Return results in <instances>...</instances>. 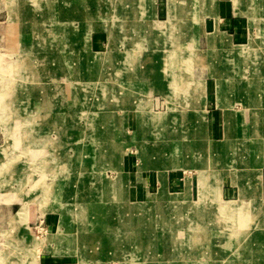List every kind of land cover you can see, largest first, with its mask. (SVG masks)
<instances>
[{
  "label": "rangeland",
  "instance_id": "obj_1",
  "mask_svg": "<svg viewBox=\"0 0 264 264\" xmlns=\"http://www.w3.org/2000/svg\"><path fill=\"white\" fill-rule=\"evenodd\" d=\"M119 1L95 0L97 12L82 14L74 0H0V105L9 102L0 108V192L20 202L11 228L26 225L28 206L60 218L46 234L35 224L3 231L0 264H37L50 246L67 255L58 264H264V82L252 77V49H231L249 64L250 78L244 71L233 83V72L222 84L214 73L218 90L230 84L244 97L235 105L247 115L243 133H227L224 144L251 149L242 148V159L233 151L229 161L228 146L197 145L205 108L187 101L201 92L199 81L187 79L191 58L202 62L197 23L214 14L216 0H169L166 19L143 26L132 16L121 24ZM255 1L234 0L236 13L253 23ZM140 8L141 19L151 18ZM84 21L91 30L82 41L107 28L108 46L78 44ZM209 42L207 56L216 45ZM253 42H264V29ZM144 54L151 72L147 60L130 58ZM185 114L195 119L196 135L180 134L190 129ZM257 156L256 164H241ZM179 167L172 172L188 177L185 192L161 185L166 168ZM249 172L250 183L242 180Z\"/></svg>",
  "mask_w": 264,
  "mask_h": 264
},
{
  "label": "crops",
  "instance_id": "obj_2",
  "mask_svg": "<svg viewBox=\"0 0 264 264\" xmlns=\"http://www.w3.org/2000/svg\"><path fill=\"white\" fill-rule=\"evenodd\" d=\"M75 7L80 10L82 14H92L96 13V5L95 0H74ZM151 0H120L117 5L115 6V11L121 13V24H124V16H127L128 18L132 16V19L135 20V23L137 25L147 23L148 21H163L167 17L168 12V3L169 0H153L152 4L150 3ZM99 4V2H98ZM97 4V6H98ZM144 5L149 9V15L151 18L148 20L141 19V13L140 8L141 5ZM253 5V4H252ZM251 5V6H252ZM151 8V9H150ZM252 13L254 14V22H250L248 15H242L236 13V6L234 4V0H216L215 3V11L214 14L211 16H206L203 18H200L199 22L197 23L199 25L200 31L197 34V51H201L202 53V62L199 63L198 61H194L193 57L191 60L193 61L192 66L190 67V74H188L190 79H192L194 82L199 81L201 92L199 95H193V96H187L189 99L187 101L190 104H193L195 102H200L204 104V119L201 122V133L202 135L198 136L196 135L197 132H195V127L197 126V123H195V119L190 116H187L185 114V119H189L190 121V129L189 131H184L180 134L187 136H190L189 134L196 135V141L198 142V146L203 145V147H214V146H222L224 144V140L226 138V134L230 133V138H232L234 135H240L242 132V128L239 125V122L246 117L247 115L242 116L240 113H238V106L235 107L236 104L240 103L242 106V101L244 100V97L239 94L238 92H233L228 88V81L226 82V86H223L224 89L218 90V80L216 79V75L218 74L219 78L222 80L223 84V76H227L228 74H231L234 72L233 76L231 77V80L234 82H242L244 79L242 78V73L244 74L245 78H250L249 75L251 74L250 68L247 69L249 71H246V68L250 65H254V72L252 74V77L254 80L260 85L264 82V42L258 46H254L253 39L257 37L259 34L260 29H264V0H257L255 1L252 8H250ZM125 13H130V15H124ZM152 14V16H151ZM16 16V15H15ZM9 18H12V16H9ZM162 18V19H160ZM85 25L82 27V30L79 33L78 38V44L83 47H91L93 49H98L100 46L106 45L110 43V35L108 33L107 28H105L103 34L94 33L92 35H89L87 37V40L82 41L83 34L88 32L87 30H91L89 24L91 21H84ZM157 23V22H156ZM153 25V24H152ZM123 29V38H127V31L125 30V27L121 26ZM89 34V33H88ZM214 38L216 45L214 46V49L212 51V55L207 56L205 54V51L209 49L210 42L209 38ZM151 40V39H150ZM143 41V40H142ZM140 43V42H139ZM155 46L159 45L158 43H154ZM139 45V44H138ZM137 45V46H138ZM235 46H247L249 49H252L251 52L255 56V59L253 62L248 61L242 62L241 60L237 59L235 54L231 52V49ZM204 53H203V52ZM125 56V55H124ZM123 56V57H124ZM135 57H130L134 60L143 59L142 61L148 60L151 58L150 55H133ZM156 59V56H154ZM158 58L161 59V55H158ZM146 62V63H147ZM229 64V66H228ZM151 63L148 62V71H152ZM147 69H137L134 74H146ZM131 74V72H128ZM208 94H211L212 99L209 101ZM224 99V101L221 104H227V107L231 108L229 111H225L222 106H219V98ZM198 98V99H195ZM195 99V100H194ZM221 99V100H222ZM220 100V101H221ZM209 103V104H208ZM210 103H212L210 105ZM128 104L126 103V106ZM125 106V107H126ZM192 111V110H191ZM190 111V112H191ZM189 114V113H188ZM184 115V114H183ZM189 117V118H188ZM128 128V126H126ZM125 128V129H126ZM137 127H135L136 129ZM133 131V130H132ZM128 132V131H127ZM131 132V131H130ZM251 132V131H250ZM233 141H230L232 143ZM206 143V144H205ZM225 143L223 146H228L226 148V151L229 152L230 155H227L225 158H227L229 161L230 158L232 159V152L238 151L237 154L243 158L244 155L241 154L242 148L246 150L245 145H226ZM263 147V144H258V150L260 151ZM232 148V149H231ZM232 150V151H231ZM208 151V150H207ZM252 153V152H251ZM258 151H256V154L252 156H256ZM214 153L212 151L207 152V156L211 157L214 156ZM216 156V155H215ZM229 156V158H228ZM258 157V156H257ZM256 157V158H257ZM252 159L247 162H242L241 164L247 163V166H251L252 164H256L260 159ZM230 166L231 163H227ZM128 167V165L126 164ZM131 167V165H130ZM262 168V175H261V190H260V198L264 201V166ZM123 169V168H122ZM179 168H166V176L163 177V181L161 185L163 186H172L177 189H182L183 192L186 191V181L185 179L179 177V173H174L172 170H179ZM170 171V172H169ZM190 178V194L193 193L192 188V178ZM242 180L247 182H252L254 180V176H252V172H249V174H246L243 176ZM255 180H258V175L255 176ZM196 182V180H195ZM248 189V188H247ZM245 190L247 192V196H251L253 192H251L250 189ZM253 191V190H252ZM182 193V192H179ZM177 193V194H179ZM254 194H252L253 196ZM11 194L9 193H1L0 192V234L3 233V231L7 230L12 235L17 234L20 231V227L23 229L30 230V226L32 224L37 223V220L39 217H44V225L48 229V231L53 232L54 229H56V225H60V218L57 220L56 216H52L51 214H41V211L35 208L34 212L29 209L28 206V217L26 225L24 226H17V228H11L12 227V221L14 217L16 216L18 209L20 207V202L10 198ZM59 221V222H58ZM50 235V234H47ZM52 236V235H50ZM52 244V243H50ZM49 244V246H50ZM58 250L57 248H53L50 246L49 252H41L38 256L39 260L37 264H58V261L63 260L68 261L66 259V253H56L54 251ZM54 252V253H53ZM63 264V263H61ZM64 264H71V263H64Z\"/></svg>",
  "mask_w": 264,
  "mask_h": 264
},
{
  "label": "bare ground",
  "instance_id": "obj_3",
  "mask_svg": "<svg viewBox=\"0 0 264 264\" xmlns=\"http://www.w3.org/2000/svg\"><path fill=\"white\" fill-rule=\"evenodd\" d=\"M172 19H173V18H172ZM171 24H172V23H171ZM172 44H173V43H172ZM11 67H12V66H11ZM7 81H8V80H7ZM4 84H5V83H4ZM7 85H8V84H7ZM3 88H4V87H3ZM5 90H6V89H5ZM6 92H7V91H6ZM8 94H9V93H8ZM7 103L9 104L8 101L5 102V100H3V106L0 105V108H1V107H4V108H5V107L8 105ZM5 120H6V119H5ZM8 123H9V122H8ZM262 123H263V122L261 121V123H259V125H261ZM260 129H261V128H260ZM260 129L257 128V129L255 130V132H260ZM263 131H264V130H263ZM249 140H250V139H249ZM252 140H253V139H252ZM252 145H253V144H252ZM255 146H256V145H255ZM248 149H251V148H249V146H248V147L246 148V150H248ZM248 151H249V150H248ZM253 155H255V154L253 153ZM245 164H246V163H245ZM245 164H242V165H245ZM245 166H247V164H246ZM204 174H207V173H204ZM199 175L202 176V178H203V172H202V171H200ZM202 181H203V180H202ZM199 186H200V185H199ZM240 218H241V217H240ZM249 218H251V217H249ZM252 219H253V218H252ZM237 221H238V220H237ZM244 222H245V221H244ZM192 232H193V231H192ZM39 244H40V242H38V241L36 240L35 243H34V246H35V247H36V246L38 247ZM39 246H40V245H39Z\"/></svg>",
  "mask_w": 264,
  "mask_h": 264
},
{
  "label": "built area",
  "instance_id": "obj_4",
  "mask_svg": "<svg viewBox=\"0 0 264 264\" xmlns=\"http://www.w3.org/2000/svg\"><path fill=\"white\" fill-rule=\"evenodd\" d=\"M33 228L36 230L37 233L46 234L47 228L44 225V217H39L37 223H35V226Z\"/></svg>",
  "mask_w": 264,
  "mask_h": 264
}]
</instances>
